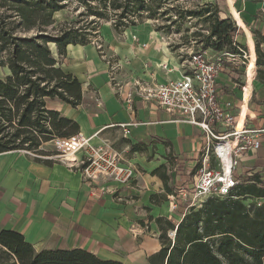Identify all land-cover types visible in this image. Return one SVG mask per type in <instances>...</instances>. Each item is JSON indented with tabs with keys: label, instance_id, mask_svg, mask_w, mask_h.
I'll list each match as a JSON object with an SVG mask.
<instances>
[{
	"label": "crops",
	"instance_id": "0c3cea01",
	"mask_svg": "<svg viewBox=\"0 0 264 264\" xmlns=\"http://www.w3.org/2000/svg\"><path fill=\"white\" fill-rule=\"evenodd\" d=\"M226 4L229 19L243 29L239 41L245 38L246 47L252 48L254 36L264 51V0ZM108 27L104 24L101 31ZM163 40L139 25L121 37H104L103 51L91 42L70 44L59 58L55 47L50 48L61 69L81 84L82 102L73 108L55 100L48 107L76 122L79 134L92 144L110 143L137 174L130 182L103 180L92 188L55 160L21 151L2 153L0 230L21 234L36 252L81 249L103 261L151 264L149 258L161 249L155 220L178 223L188 212L182 192L191 191V170L204 145L200 129L177 122L176 116L148 107L134 95L136 83L159 84L180 76L179 62ZM246 74L227 66L218 78L222 102L239 97L248 101L251 90L241 91L235 82ZM249 82L256 83L252 90L261 99L260 106L251 103L252 110L264 120V84L256 88V79ZM48 147L45 143L40 150L48 154ZM243 161L239 177L264 172V143L257 155ZM101 191L98 197L91 195Z\"/></svg>",
	"mask_w": 264,
	"mask_h": 264
},
{
	"label": "trees",
	"instance_id": "16d2710c",
	"mask_svg": "<svg viewBox=\"0 0 264 264\" xmlns=\"http://www.w3.org/2000/svg\"><path fill=\"white\" fill-rule=\"evenodd\" d=\"M74 1L83 11L71 22L55 23V14ZM183 0H0V154L11 151H34L47 154L40 147L54 138L79 133L76 122L48 107L59 101L73 108L81 105L79 81L65 73L55 59L65 56L70 44L90 43L89 26L111 21L117 33L145 20L164 18L170 26L184 17L208 22V47L200 51L235 52L233 43L245 48V38L238 40L237 27L221 19L217 5L205 3L197 10L183 13ZM178 13L172 20L169 13ZM228 11L225 9L223 13ZM84 16L92 17L81 25ZM56 24V25H55ZM232 27V29H231ZM169 26L155 28L156 31ZM94 31V30H93ZM242 33V31H239ZM244 36V35H243ZM248 52L256 55V64L264 58L259 44ZM250 59V57H249ZM251 64L254 65V61ZM250 60H248L249 63ZM259 78V77H258ZM264 84V77L259 78ZM197 163L191 170L192 187ZM264 172L252 173L224 198H210L188 208L178 223L157 218L161 249L151 264H264V206L245 205L244 197L264 198ZM192 189V188H191ZM190 189V190H191ZM151 200H154L151 198ZM174 232V236L169 233ZM0 264H122L103 261L81 249L36 252L23 236L0 230Z\"/></svg>",
	"mask_w": 264,
	"mask_h": 264
},
{
	"label": "built area",
	"instance_id": "2783aa9c",
	"mask_svg": "<svg viewBox=\"0 0 264 264\" xmlns=\"http://www.w3.org/2000/svg\"><path fill=\"white\" fill-rule=\"evenodd\" d=\"M233 48L235 52L212 49L190 52L179 62L178 78L159 84H135L134 95L148 107L174 115L177 122L195 126L203 132L204 145L198 151L194 185L190 192H182L183 199L188 202L187 209L210 198L227 197L239 183L236 174L239 164L263 148L264 120L252 110L253 90L246 102L242 97L228 102L220 98L223 86L218 78L227 66L238 70L245 67L244 74L247 71L250 54L237 43H233ZM255 62L254 77L257 74ZM163 69L167 70L165 66ZM245 83L240 86L241 91ZM90 140L78 133L47 142L46 156L39 155L37 150L21 152L31 158L57 161L76 171L82 182L92 188L103 180L130 182L136 177L137 172L110 143L94 145ZM101 194L102 191L91 192L95 197ZM169 235L174 236V232Z\"/></svg>",
	"mask_w": 264,
	"mask_h": 264
},
{
	"label": "rangeland",
	"instance_id": "374dc122",
	"mask_svg": "<svg viewBox=\"0 0 264 264\" xmlns=\"http://www.w3.org/2000/svg\"><path fill=\"white\" fill-rule=\"evenodd\" d=\"M205 3H211V4H216L217 8L219 10V17L221 19H225L229 26H231V21L229 20L230 17V10L227 7L226 4V0H183L179 3L180 8L182 10L183 13H186L188 11L191 10H197L196 8H201ZM225 9L228 11L226 14L223 13V10L225 11ZM82 12L83 10L81 8H77V5L74 1L69 2V4L67 5V7L63 10H61V12L55 14L54 18H55V23L58 24L60 22H71V21H75L78 20L77 19V14L79 12ZM170 18L172 20L177 19L178 13L171 11L169 13ZM92 17L89 16H84V20L81 22V25H83L84 23H88L91 20ZM108 23L109 27L106 29L105 33H103V31H101V28L103 27L104 24ZM55 24V25H56ZM170 22L166 21L165 17L164 18H158L157 20H145L143 23L138 24L139 25H143L144 28H151L152 30L156 31L155 28H160L163 26H169V29L166 30V28L163 31H156L159 35L160 38L161 37H166V40L164 41V45L166 46V48L168 49V51L173 55L174 58H176L178 60V62H181L182 59H184L186 57V54L193 52V51H200V49H202L204 46L208 47V33H209V24L208 22L205 21L204 17L202 18H190V17H184L183 19L179 20V18L177 19V23L174 26H170L169 25ZM91 31V35L89 36V42L95 44L96 48L99 51H103L104 50V46H103V38L105 37H110V36H116L121 37L123 36V33H117L116 31H114V29L111 26V21H100L98 22V24L96 26H89ZM112 29V30H111ZM232 29V27H231ZM94 30V31H93ZM243 29H238V33L239 31H242ZM243 33V31H242ZM103 36H102V35ZM112 34V35H111ZM252 35V34H251ZM238 36V35H237ZM253 41H254V46L255 43L258 42L257 38H254V36H252ZM238 40H239V36H238ZM246 43V41H245ZM254 46H252V48H254ZM245 51L246 54H250V59L248 57V59L250 60L248 63V72L246 75H244L243 78H237V80H235V82L238 84L237 85V89H240V86L242 85V80L244 79L245 83V87L244 89H249L252 90L254 88V85L256 84H251V82H249V79H253L257 82L256 88L259 86L258 83H262L261 80H259V78H261L262 76L264 77V58L261 59L259 66L256 64V70H257V74H256V78L254 79L255 76V67L250 63L251 60H255L257 57L255 55V53L253 52V50H251V52H248V48L246 47L245 44V48L243 49ZM261 52L264 53L263 51V47H260ZM246 62V61H245ZM256 63V62H255ZM242 71L244 72L245 67L241 68ZM7 75V70L6 69H0V78H4ZM242 76V75H240ZM259 77V78H258ZM241 80V82H240ZM243 81V82H244ZM251 91H249L250 94ZM252 100L251 103H255L258 106L261 105V99L259 98L258 94L255 93V91H253L252 93ZM254 108V106L252 107ZM246 164V161H242L239 164L238 170L236 172L237 175L241 174L242 172L240 171V168L243 167V165ZM244 174V173H243ZM251 175V174H250ZM250 175L248 174H244L243 176L239 177L238 182H244V180L248 179L250 177ZM242 202L243 204L249 206V205H256V206H264V198H252V197H244L242 198Z\"/></svg>",
	"mask_w": 264,
	"mask_h": 264
},
{
	"label": "bare ground",
	"instance_id": "6f19581e",
	"mask_svg": "<svg viewBox=\"0 0 264 264\" xmlns=\"http://www.w3.org/2000/svg\"><path fill=\"white\" fill-rule=\"evenodd\" d=\"M235 17L237 18V15H235Z\"/></svg>",
	"mask_w": 264,
	"mask_h": 264
},
{
	"label": "water",
	"instance_id": "95a60500",
	"mask_svg": "<svg viewBox=\"0 0 264 264\" xmlns=\"http://www.w3.org/2000/svg\"><path fill=\"white\" fill-rule=\"evenodd\" d=\"M53 19H55V18H53Z\"/></svg>",
	"mask_w": 264,
	"mask_h": 264
}]
</instances>
